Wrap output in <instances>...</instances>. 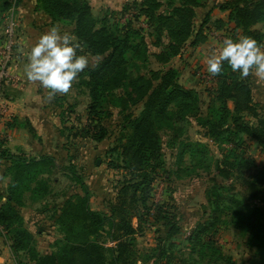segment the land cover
<instances>
[{
    "label": "trees",
    "instance_id": "1",
    "mask_svg": "<svg viewBox=\"0 0 264 264\" xmlns=\"http://www.w3.org/2000/svg\"><path fill=\"white\" fill-rule=\"evenodd\" d=\"M206 1L141 0L140 3L126 4L125 10L119 15H124L130 9L135 15L119 26L112 19L113 14H106L101 19L95 18L86 0H36L38 9L52 19V24L57 22L71 27V34L82 44L83 53L97 59L93 66H89L78 76L79 84L85 87L89 98L85 115L89 122H93L101 114L99 109L108 94L127 89V86L131 93L127 90L123 94L124 99H119L128 103L135 96L137 102L142 101L144 107L137 118L126 119L125 128H129L130 132L126 135L129 138L122 149V156L128 162L130 175L134 178L121 188L115 203L109 204L107 214L91 209L87 185L74 172L75 164L70 162L60 169L67 178L68 175L72 177L84 196L66 199L60 205L58 226L64 239L56 246L57 250L49 255H39L33 247L32 236L23 228L19 209L24 206L28 195L32 200L39 198V192L45 189L46 183L45 180L42 182L41 176L49 168H56L55 161L50 156L28 158L23 154H12L5 149V140L0 139V160L9 163L8 175L11 177V183L7 187V202L0 208V224L7 232L12 250L25 251L29 255L28 262L136 264L135 251L129 238L133 234L129 223L132 217L130 210L137 212V204L144 201L137 194H144L143 191L159 175L157 168L162 166L158 146L152 144L156 136L153 123L165 121L173 124L177 120L186 121L188 117H194L199 109L196 92L183 87L178 82V72L166 66L173 58L182 54L192 36L195 35L193 44L205 40L206 35L201 28H196L195 19L196 9L203 8ZM19 2L21 0L0 1V24L5 14ZM220 8L228 13V20L233 23L234 31L252 37L259 45L264 43V0H228ZM140 17L146 20V32L142 27H134L133 23ZM256 24H262V32L253 28ZM222 27L223 23L218 22L217 28ZM133 37L137 38V42ZM232 37L235 38L236 35L233 34ZM150 46L158 48L159 52H151ZM149 56L155 59L160 68H149ZM211 78L214 84L213 90L209 92L212 102L207 108H215V114H219V118L216 122L209 120L206 124L217 129L230 118V124L235 129L229 133L230 136H248L256 141L264 153V114H260V111L264 112V105L262 107L253 100L250 76L241 78L239 73L233 72L225 64L224 72L217 76L211 75ZM123 80L127 82L126 87ZM173 105L178 108L174 114L169 111V107ZM195 111L194 115L189 116ZM245 114L256 118V126H249V122L243 118ZM82 134L92 136L95 141L104 136L101 129L90 134V130L85 127L82 128ZM61 135H64L63 129ZM144 162L149 166L147 170L141 167ZM243 184L248 190H260L264 186V165L251 173ZM235 204L239 206V203ZM140 219L139 216L138 220ZM214 220L212 218L211 221L196 226L193 231L195 245L203 248L200 237L212 230ZM251 220L255 222L256 238L262 234L263 226L251 214L246 217V226L253 224ZM105 227H108L106 235L109 240L116 242L113 247H106L98 241ZM169 232L174 233V230L170 228ZM262 246L264 249V245Z\"/></svg>",
    "mask_w": 264,
    "mask_h": 264
},
{
    "label": "rangeland",
    "instance_id": "2",
    "mask_svg": "<svg viewBox=\"0 0 264 264\" xmlns=\"http://www.w3.org/2000/svg\"><path fill=\"white\" fill-rule=\"evenodd\" d=\"M133 2L140 3L141 0H130L127 4ZM124 10L125 5L118 12L97 8L92 15L101 19L106 14H113L112 19L122 26L135 15L131 9L119 15ZM42 14L51 23L52 19L44 12ZM55 24L61 32L72 31L71 27L57 22ZM133 24L135 29L142 27L144 32L148 31L144 17ZM133 39L137 42V38ZM147 40L150 42L148 37ZM150 50L159 52L153 46H150ZM88 57L89 66H93L97 59ZM148 61L150 69L160 68L154 58L149 56ZM184 61L177 59L172 65L168 62L166 68L178 72ZM188 66L189 71L194 72L193 77L182 74L178 80L183 87L196 92L199 109L197 113L195 111L189 115L196 113L194 117H188L186 121L153 123L156 136L152 144L158 146L162 166L157 168L159 175L143 191L144 194L138 192L137 195L144 201L137 204V212L130 210L132 217L129 223L133 234L129 238L135 251L136 264H264V249L261 247L264 245V186L260 190H248L243 186L244 180L264 165V153L256 141L248 136H230L229 133L235 131L230 118H227L228 124H221L217 129L206 124L209 120L216 122L219 118L215 108H207L212 102L209 93L214 85L211 74L205 68L191 69ZM188 78L192 80L185 81ZM123 83L126 87L127 82L123 80ZM125 91L131 93L127 86V89L108 94L99 109L101 114L93 122H89L85 116L86 109L62 106L60 110L63 113L60 128L64 130L63 136L68 137L64 145L75 158L74 172L87 185L90 203L92 201L90 207L105 214L108 213L109 204L115 203L121 188L134 178L130 175L128 162L122 156V149L129 138L126 135L130 132L129 128H125L126 119L137 118L144 106L142 101L137 102L135 96H132L133 101L123 103ZM177 109L175 105L169 107L173 114ZM260 114L264 112L260 111ZM243 118L249 122V126H256V118L248 114ZM84 127L90 130V134L101 129L103 138L95 141L92 136H83ZM3 140L6 142L9 137L5 134ZM141 167L144 170L149 168L146 162ZM41 178L42 182L46 181L45 189L40 190L36 201L38 213L43 219L30 227L38 234L43 231L48 237L42 234L38 243L42 252L46 251L42 255H49L57 250L56 246L64 239L58 226L60 205L66 199L84 194L72 177L68 175L67 178L60 169L49 168ZM235 203H239V206ZM250 214L263 226L262 234L256 238L255 222L251 220L253 224L250 227L245 223ZM212 218H215L212 230L200 237L203 248L195 245L193 231L196 226ZM170 228L174 233L169 232ZM107 230L108 227H105L98 241L106 247H113L116 242L109 240ZM47 244L55 249L49 252ZM13 253L20 263L29 261L25 251Z\"/></svg>",
    "mask_w": 264,
    "mask_h": 264
},
{
    "label": "crops",
    "instance_id": "3",
    "mask_svg": "<svg viewBox=\"0 0 264 264\" xmlns=\"http://www.w3.org/2000/svg\"><path fill=\"white\" fill-rule=\"evenodd\" d=\"M86 1L92 12H95L97 8L118 12L130 0ZM225 1L228 0H207L203 8L196 9V28H201L206 38L203 42L193 44L195 35L192 36L187 41L182 54L170 62L172 65V62L177 59L185 60L182 69L178 71L179 80L182 74L193 77L194 72L189 71L188 65L191 69L195 67L207 69V57L213 51L218 50L219 42L225 37H232L233 34L236 37L241 36L240 31H234L233 23L228 20V13L220 8ZM49 21L38 9L36 0H21L18 5L5 14L4 20L0 24V48L12 45L14 54L9 62L11 81L6 90L11 111L2 125V132L9 137V140L5 142V149L10 153L23 154L28 158L50 156L55 161L56 169H61L68 166L70 162L74 164L75 158L68 151V147L64 145L65 136L61 135L60 128L62 115L60 110L62 106L85 110L88 107L89 98L85 87L79 84L78 78L66 94L58 93L51 100L47 99V90L43 89L39 82H33L27 78L25 65L31 46L42 33L56 27V24L49 23ZM218 22L223 23L221 29L217 28ZM9 26L13 28V35L10 38L6 36V29ZM253 28L263 31L262 24H256ZM260 46L264 48V43ZM186 78L184 77V79ZM250 79L254 102L264 105V79L257 78L254 73L250 75ZM191 80L192 78H188L185 81L190 82ZM9 166L8 162L0 160V208L7 202V187L11 183V177L8 175ZM90 206L92 207V201ZM38 212L40 213L38 202L32 200L28 195L24 206L19 209L23 228L32 236L33 247L36 251L45 254L46 251L42 252L38 242H40L42 234L44 237L46 235L43 231L38 234L30 227L36 221L43 219ZM46 238L48 239V237ZM47 246L49 252L54 248L49 244ZM15 257L7 232L0 224V264H31L30 262L20 263Z\"/></svg>",
    "mask_w": 264,
    "mask_h": 264
},
{
    "label": "clouds",
    "instance_id": "4",
    "mask_svg": "<svg viewBox=\"0 0 264 264\" xmlns=\"http://www.w3.org/2000/svg\"><path fill=\"white\" fill-rule=\"evenodd\" d=\"M225 64L241 78L253 73L264 79V48L252 37L241 35L225 37L206 59L207 71L213 76L225 70ZM89 57L83 53L82 44L70 32L52 27L42 33L31 46L25 65L30 81L39 82L47 90V99L56 94H66L86 68Z\"/></svg>",
    "mask_w": 264,
    "mask_h": 264
},
{
    "label": "built area",
    "instance_id": "5",
    "mask_svg": "<svg viewBox=\"0 0 264 264\" xmlns=\"http://www.w3.org/2000/svg\"><path fill=\"white\" fill-rule=\"evenodd\" d=\"M13 28L11 26L6 29V36L12 37ZM12 45H6L0 48V139H5V133L2 132V125L10 115V102L6 97V90L11 81L9 71V62L12 58Z\"/></svg>",
    "mask_w": 264,
    "mask_h": 264
}]
</instances>
